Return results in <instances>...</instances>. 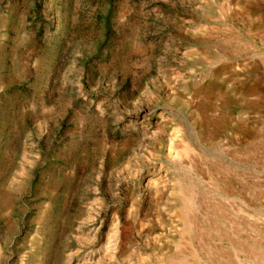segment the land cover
<instances>
[{
	"label": "rangeland",
	"instance_id": "1",
	"mask_svg": "<svg viewBox=\"0 0 264 264\" xmlns=\"http://www.w3.org/2000/svg\"><path fill=\"white\" fill-rule=\"evenodd\" d=\"M259 263L264 0H0V264Z\"/></svg>",
	"mask_w": 264,
	"mask_h": 264
},
{
	"label": "bare ground",
	"instance_id": "2",
	"mask_svg": "<svg viewBox=\"0 0 264 264\" xmlns=\"http://www.w3.org/2000/svg\"><path fill=\"white\" fill-rule=\"evenodd\" d=\"M203 78V77H202ZM204 78H207V77H204ZM255 97V96H254ZM196 115H197V118H198V134H197V138H196V141L197 142H205V143H210V144H213L214 142H213V140H214V131H212V129L214 128H216L215 126H211L210 127V125H209V127H207L206 126V124H205V122H204V120H203V118L201 117L202 115L199 113V111L198 112H196ZM212 124V123H211ZM194 143V142H193ZM192 142H191V140L190 139H188L187 137L186 138H184V139H182L181 141H180V147H181V149H182V152H183V154L186 156V158L188 157V159L190 160V165H192V166H194V168H197L196 167V165H195V163L193 162V160H191V156L193 155H196L195 154V152H194V149H193V144ZM193 158H195V157H193ZM197 164V163H196ZM191 166V168H193ZM197 172V171H196ZM198 173V172H197ZM209 173H210V171H209ZM230 188V187H229ZM226 189V188H225ZM184 198V197H183ZM182 199V198H181ZM182 201H184V200H181V202ZM188 202V201H187ZM183 204L185 203V202H182ZM190 205H191V203L190 202H188ZM212 204V203H211ZM188 205V204H187ZM191 208V207H190ZM213 208H214V206H213ZM182 209V211L179 213V218L180 219H182V220H184L185 221V219H186V217H184L185 215H186V211L188 210H185V207L183 206V208H181ZM190 214V213H189ZM188 214V215H189ZM183 218H185V219H183ZM188 218V217H187ZM191 219V218H190ZM193 219V218H192ZM183 221V222H184ZM187 221H190L189 220V218H188V220ZM193 221H195V220H193ZM215 221V220H214ZM186 222V221H185ZM193 224H194V222L192 223V224H189L190 226H193ZM188 225V224H187ZM194 226H196V225H194ZM212 226V225H211ZM186 228H187V226H186ZM117 242V236L114 238V243H113V245L115 244ZM116 245V244H115ZM114 245V246H115ZM113 246V247H114ZM243 247V246H242ZM203 248V247H202ZM202 248H201V250H202ZM244 249H242L243 250V252H244V254L245 253H247V255H250V254H248V252H247V250L245 251V247H243ZM206 250V249H205ZM220 254V253H219ZM260 260V259H259ZM260 264V263H259Z\"/></svg>",
	"mask_w": 264,
	"mask_h": 264
}]
</instances>
